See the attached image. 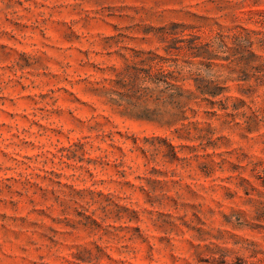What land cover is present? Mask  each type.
<instances>
[{
    "label": "rangeland",
    "instance_id": "374dc122",
    "mask_svg": "<svg viewBox=\"0 0 264 264\" xmlns=\"http://www.w3.org/2000/svg\"><path fill=\"white\" fill-rule=\"evenodd\" d=\"M0 264H264V0H0Z\"/></svg>",
    "mask_w": 264,
    "mask_h": 264
},
{
    "label": "trees",
    "instance_id": "16d2710c",
    "mask_svg": "<svg viewBox=\"0 0 264 264\" xmlns=\"http://www.w3.org/2000/svg\"><path fill=\"white\" fill-rule=\"evenodd\" d=\"M171 49H172V47H169V48L167 49L168 52H170ZM149 75L152 76L150 72H149ZM161 76L165 79V80H164V83L166 84L165 91H166V92H169V94H170L169 97H170L171 100L175 99V96H176V95L174 94V92H172V90H176V87L171 83L172 81H176L175 78H173L172 75H168V74H164V75L161 74ZM124 78H125V77H124ZM128 79H129L130 81L125 82V80H122V81H123V84H124L123 87H124V88H127V87H129V86H133V88H134V84H135V82H136V78L133 80V75H131V76H128ZM131 80H133V81H131ZM148 90H149V89H145V90H144V95H143V96L150 94V93H148ZM198 90L200 91V93H201L203 96H205V95L215 96V95H216V93H214V92H209L208 90L199 89V88H198ZM179 97H181V95H180ZM194 99H195L194 95H193L192 93H189V94L186 96L185 101L182 102L183 107H184L185 109H187V108L189 107V105H190V102H192Z\"/></svg>",
    "mask_w": 264,
    "mask_h": 264
}]
</instances>
